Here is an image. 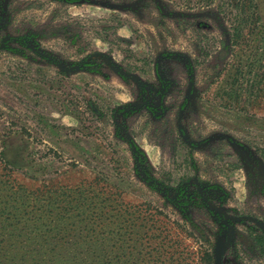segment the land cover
<instances>
[{
    "label": "rangeland",
    "instance_id": "obj_1",
    "mask_svg": "<svg viewBox=\"0 0 264 264\" xmlns=\"http://www.w3.org/2000/svg\"><path fill=\"white\" fill-rule=\"evenodd\" d=\"M11 196L0 264H217L230 231L222 264H264V0H0Z\"/></svg>",
    "mask_w": 264,
    "mask_h": 264
},
{
    "label": "trees",
    "instance_id": "obj_2",
    "mask_svg": "<svg viewBox=\"0 0 264 264\" xmlns=\"http://www.w3.org/2000/svg\"><path fill=\"white\" fill-rule=\"evenodd\" d=\"M42 192H43L42 190H37V192L34 194L33 197L30 196H27L28 198L24 197L22 199L20 206L24 207L26 201L30 200L33 211H39L41 207L51 208L54 207L56 204V208L60 210V213L58 214V217L60 218V215L70 213L74 208H79L82 204L86 205V203L88 202V196L86 195V192L85 190H83L82 187H78L77 190L73 188H65L62 191H56L55 192L56 198H52L54 196V193L51 194L50 192H43V193ZM45 196L47 198H52L51 199L53 201L52 206L47 205L46 203L47 198ZM3 199L6 201H4L3 212L0 215V230L4 228L5 225L15 222L19 217V208H17L14 205V202L17 203V200L13 202V196ZM89 205L91 207L90 211L92 212V213L90 212L92 217V218L90 217V219L92 220H95L96 218L98 219L100 217V214H96L98 210H94V209L106 208L103 203H100L99 205L98 204L93 205L89 203ZM112 212L114 213L113 218H117V219L120 218L118 211L116 212V214L114 211ZM261 242L262 241H260V243ZM6 243L7 241L4 235V239L0 240V257H1V253L6 249ZM53 244L56 246L59 245V243L56 241H53ZM35 246H37V244ZM35 250H37V248H35ZM33 256L34 255H32L31 257H22V258L19 256H15L13 262L9 263L6 261L7 263H3V264H77L78 261H80V258L69 257V256H65V257L61 256L58 258L50 257V259L47 258V256L45 257V255L43 256L40 254H36V256L34 257ZM204 260H205L204 264H213V258L209 253L205 256Z\"/></svg>",
    "mask_w": 264,
    "mask_h": 264
},
{
    "label": "water",
    "instance_id": "obj_3",
    "mask_svg": "<svg viewBox=\"0 0 264 264\" xmlns=\"http://www.w3.org/2000/svg\"><path fill=\"white\" fill-rule=\"evenodd\" d=\"M233 236V231H230V236L228 238V241L223 243L221 241L218 242L217 249H216V258H217V264H222V256L227 247L229 246Z\"/></svg>",
    "mask_w": 264,
    "mask_h": 264
}]
</instances>
